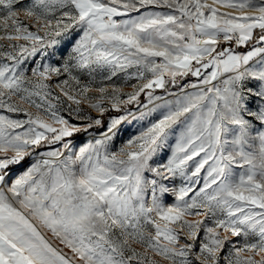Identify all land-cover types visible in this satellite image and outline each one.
I'll use <instances>...</instances> for the list:
<instances>
[{
    "label": "snow or ice",
    "instance_id": "snow-or-ice-1",
    "mask_svg": "<svg viewBox=\"0 0 264 264\" xmlns=\"http://www.w3.org/2000/svg\"><path fill=\"white\" fill-rule=\"evenodd\" d=\"M0 264H264V0H0Z\"/></svg>",
    "mask_w": 264,
    "mask_h": 264
},
{
    "label": "rangeland",
    "instance_id": "rangeland-1",
    "mask_svg": "<svg viewBox=\"0 0 264 264\" xmlns=\"http://www.w3.org/2000/svg\"><path fill=\"white\" fill-rule=\"evenodd\" d=\"M209 2H211V0H209ZM222 11H228V10L227 9H222ZM241 50H243V49H241ZM133 82H135V81H131L130 83H133ZM117 83H119V81H117ZM129 90H131L129 87L128 88L125 87V91H129ZM157 94H162L161 90H157ZM140 99H141V101H143L145 103L147 102V98L143 94L141 95ZM93 114L96 115V113H93ZM192 218L193 217H189V219H192Z\"/></svg>",
    "mask_w": 264,
    "mask_h": 264
},
{
    "label": "crops",
    "instance_id": "crops-1",
    "mask_svg": "<svg viewBox=\"0 0 264 264\" xmlns=\"http://www.w3.org/2000/svg\"><path fill=\"white\" fill-rule=\"evenodd\" d=\"M125 87H127L128 88V86H125ZM130 88V87H129Z\"/></svg>",
    "mask_w": 264,
    "mask_h": 264
}]
</instances>
